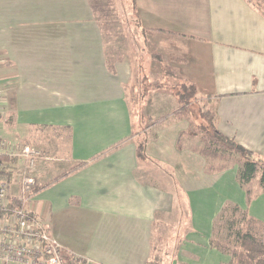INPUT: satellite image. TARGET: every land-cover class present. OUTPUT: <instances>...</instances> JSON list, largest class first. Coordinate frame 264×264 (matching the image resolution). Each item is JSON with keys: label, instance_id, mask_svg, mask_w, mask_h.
<instances>
[{"label": "crops", "instance_id": "0c3cea01", "mask_svg": "<svg viewBox=\"0 0 264 264\" xmlns=\"http://www.w3.org/2000/svg\"><path fill=\"white\" fill-rule=\"evenodd\" d=\"M132 7L140 26L155 30L149 36L155 45L170 43L185 54L179 68L214 112L219 131L264 158V11L252 0H132ZM150 58L145 64L159 61ZM131 64L109 63L91 0H0V83L8 96L0 129L11 126L19 141L32 127L52 130L68 144L71 164L89 163L38 192L30 207L51 221L55 234L58 217L77 215L80 223L96 213L105 222L148 224L151 235L179 211L188 221L177 224L178 239L166 242L173 249L160 264H227L230 256L211 244L216 218L232 202L264 222V192L255 183L257 196L248 203L238 165L207 172L208 159L196 150L201 139L180 140L190 121L173 113L178 99L164 91L148 100L149 116L170 115L147 131L141 162L127 99ZM152 174L170 178L174 191L146 178ZM180 199L183 208L175 207ZM78 239L62 241L79 248ZM144 241L150 253L143 264H149L160 245ZM86 253L82 264L106 263L101 254Z\"/></svg>", "mask_w": 264, "mask_h": 264}, {"label": "rangeland", "instance_id": "374dc122", "mask_svg": "<svg viewBox=\"0 0 264 264\" xmlns=\"http://www.w3.org/2000/svg\"><path fill=\"white\" fill-rule=\"evenodd\" d=\"M252 1L264 11V0ZM91 2L94 7L96 19L103 31L109 63L114 64L116 61L123 59L130 60L133 64H131L132 78L131 82L128 84L129 88H127V92L128 96L130 95V105L136 119L135 136H144L151 126H153V123H156L154 121L161 120L170 115V113L169 115H164L161 119H155L151 117V115L149 116L147 103L152 97V94L156 91H164L172 95L178 92L180 81L184 80L185 76L182 67H180L181 70L179 68V65L184 64L186 61L184 57L185 54L175 49L174 46H169L170 43H168V46L166 45L165 48H162V46L159 47L155 45L152 40H148V42L144 40L140 24L138 20L136 21L135 19V9L132 7V0H91ZM172 44L175 45L177 43L173 41ZM149 50L154 53L158 52L162 59L159 60L155 58V60L159 61H154L152 65L145 64V62L151 63ZM159 83H162V85ZM178 104L179 103H177V107L174 110L178 108ZM190 107L193 112L192 115L194 114L197 117L200 115L201 109H207L206 103H200V101L195 103L192 102ZM208 110L212 111L211 109H207L206 111ZM195 116L194 118H196ZM198 119L202 121L199 117ZM4 128V130L0 129V138L11 139L13 141L17 140L15 143H20L22 145L28 144L41 151L40 159L30 171V175L37 181L36 188L49 183L71 168L72 164L69 162V159H66L69 155V146L67 143L62 144L61 139L55 135L54 131L32 127L30 129L31 131H28L23 137L25 140L19 141V138H17L18 136L13 133V128L11 126H6V123H4ZM30 132L31 134H29ZM28 136L30 140H28ZM204 144L205 143L202 141L201 146H204ZM8 169L9 174L6 176L11 178L8 180L12 182L11 192L14 194L23 176L25 165L17 162L14 166V170L10 165ZM152 175L154 178L148 176L146 178L158 185L163 183L172 192L174 191L175 185L170 178H164L163 180L159 179L161 176ZM255 191L257 192V190ZM184 202L188 203L187 201ZM175 207H184L181 199L179 204ZM231 210L232 209L228 211V217L232 215ZM40 217L44 218L45 221L48 220L47 225L49 231L61 241L63 246L65 244L62 239L67 243L70 241L75 244L74 234L79 238L77 241L79 248H75L74 245L71 244H69L71 245L70 247H67L68 249L65 247L66 245L64 246L73 253L74 256L72 257L76 255V257L82 258L80 260H74L72 263L70 262V264H82L86 262L84 258L87 256V250L89 254H101L106 261L105 264H143L145 257L150 253L144 241L147 237L151 238L153 242L155 241L157 245H160L153 248V256L151 258V264H160L163 253L173 249L172 246L171 248L165 247L169 246L166 242L169 241V243L172 244L178 239L177 224L179 222L181 224L185 219L187 222L189 218L185 216V214L184 217H182L179 211L175 212L169 217L167 226L159 225L153 227L151 228V232H153L151 235H148L146 234L149 230L148 224L132 223L131 221L117 224V219H109L108 222H105L103 220L101 221V216L96 213H89V216H83L80 223L77 222L79 220L77 215L67 216L66 218L58 217V231L57 234H55L56 232H52L50 226L51 221L49 222V219L42 215ZM228 217H226V220ZM221 224H223V227L227 226V223L223 222L222 219H218L215 236L218 237L219 240L225 241L227 233L224 232L226 230L223 232L219 230ZM118 225H120L121 228H119ZM181 225L183 227L184 224L182 223ZM130 226H133L134 229L128 230ZM258 231L264 236L263 227H259ZM99 234H102L101 237H96V235ZM93 244L97 245L92 249L93 251H91ZM82 245L90 246V249L82 248Z\"/></svg>", "mask_w": 264, "mask_h": 264}, {"label": "trees", "instance_id": "16d2710c", "mask_svg": "<svg viewBox=\"0 0 264 264\" xmlns=\"http://www.w3.org/2000/svg\"><path fill=\"white\" fill-rule=\"evenodd\" d=\"M100 24L103 27L101 21ZM141 29L144 40L148 42V40H150L149 36L153 34L155 30L143 27H141ZM162 31L164 30H158V32ZM150 55L156 59H161V55L158 54V52H150ZM180 82L178 92L175 93L179 106L173 113L181 118L186 117L190 121L189 130L181 134L180 140L184 138V136L191 134V136L199 137L201 141L205 143L204 146H200L196 150L201 155L209 159L207 163L208 173H219L234 165H238V181L246 190L247 201L250 204L257 196L255 183H257L259 189L264 192V158L256 155L253 151L243 147L234 139L221 133L216 126L215 114L213 111L201 109L198 117L202 119V121L193 114L196 117L194 118L190 105L192 102L195 103L200 101L199 90L197 89L195 83L191 81L184 79ZM159 84L162 85V83ZM127 88H129V85H127ZM129 97L130 95L128 96L127 92V99L130 104ZM131 114L135 129L136 119L133 115L132 109ZM158 121L159 120L154 122ZM133 132V140L137 145V157L141 162L145 161L147 159V134L144 136L138 135V137H136L135 130H133ZM126 142L127 138L122 139L111 146L107 152L118 149ZM88 164L89 163L87 161L73 162L71 168L64 174L59 175L49 183L39 188H35L33 193L34 196L41 190L48 188L60 178L76 172ZM8 174L9 173H6V175ZM6 175L5 172H1V176L11 179ZM230 209H232V215L228 217V211ZM226 217H228L227 220ZM218 219H222L223 222L227 223V226L225 227L221 224L219 229L222 232L226 230L224 231L227 233L225 241L219 240V238L215 236L217 232L216 223ZM259 227L264 228V222L253 217L249 213L248 209H244L238 204L227 202L215 220L211 244L223 253L231 256V260L228 264H264V236L259 233ZM149 264H151V261Z\"/></svg>", "mask_w": 264, "mask_h": 264}, {"label": "built area", "instance_id": "2783aa9c", "mask_svg": "<svg viewBox=\"0 0 264 264\" xmlns=\"http://www.w3.org/2000/svg\"><path fill=\"white\" fill-rule=\"evenodd\" d=\"M6 103V89L0 83V116L5 114ZM40 157L41 151L35 147L0 138V264H70L82 259L72 257L73 253L51 234L47 220L30 207L37 185L30 171ZM17 162H22L25 169L12 194V182L1 172L6 175L8 166L14 170Z\"/></svg>", "mask_w": 264, "mask_h": 264}]
</instances>
